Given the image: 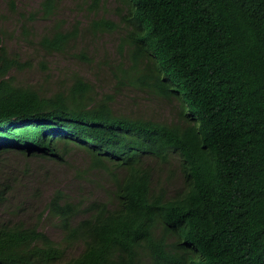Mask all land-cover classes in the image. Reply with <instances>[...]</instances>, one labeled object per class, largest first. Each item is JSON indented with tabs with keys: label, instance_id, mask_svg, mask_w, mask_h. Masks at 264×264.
Returning <instances> with one entry per match:
<instances>
[{
	"label": "trees",
	"instance_id": "obj_1",
	"mask_svg": "<svg viewBox=\"0 0 264 264\" xmlns=\"http://www.w3.org/2000/svg\"><path fill=\"white\" fill-rule=\"evenodd\" d=\"M107 2L87 0L88 12ZM118 3L119 22L102 16L88 26L94 36L125 33L119 64L104 61L117 81L113 95L95 94L75 73L53 94L17 82L11 72L29 63L8 51L10 36L0 31V159L11 150L52 159L104 194L57 190L33 226L26 217L0 221V264H264V0ZM56 6L45 0L29 18L52 23L50 33L35 41L23 23L21 37L66 56L89 33L82 22H49ZM77 58L91 63L86 48ZM125 85L176 102L178 120L115 112ZM74 153L82 166L69 165ZM178 173L182 185L170 190ZM44 221L61 230L63 247L40 229Z\"/></svg>",
	"mask_w": 264,
	"mask_h": 264
},
{
	"label": "rangeland",
	"instance_id": "obj_2",
	"mask_svg": "<svg viewBox=\"0 0 264 264\" xmlns=\"http://www.w3.org/2000/svg\"><path fill=\"white\" fill-rule=\"evenodd\" d=\"M11 1H14V9H11ZM45 0H0V31L9 34L10 38H5V44L11 54L17 55L23 62H28L29 67L25 71H12L11 76L24 85H30L42 90L44 93L53 94L56 84L62 79L69 78L73 73L84 77V82L90 85L95 94L108 95L114 94L116 79L109 72L105 65V58L115 59L117 65L120 61L117 47L125 33L94 36L88 30L89 23L98 20L102 16L113 18L119 22V17L114 13L119 7L118 0H108L106 7L96 13L88 12L87 0H56V12L49 22H62L64 27L71 28L78 23L81 24V32L87 31L89 34L82 33L79 42L70 44L72 50L66 56L60 53L48 54L41 50L37 45H31L21 37V25L29 23L33 28L32 39L37 41L43 35L50 33L52 23L37 19L29 22L31 13L41 9V4ZM89 2V1H88ZM24 15V16H21ZM15 38L11 39V36ZM31 39V40H32ZM86 48L91 63L80 60L77 55L82 49ZM43 65V68H42ZM47 67V68H46ZM113 109L119 114H131L141 117L152 118L156 122H173L179 118V106L176 102L168 104V101L160 96H152L147 92H141L137 88L125 85L117 87V95L112 103ZM0 183L9 179L8 184L13 188L9 192L8 199L0 207V221L16 222L24 217L30 225H34L38 220V215L46 206L52 194L59 190L72 197H76L81 192L86 193L87 197H103L102 186L93 184L81 185L77 182L68 166H61L52 159L47 158H26L15 153L14 150L4 154L0 159ZM69 165L82 166L83 159L78 153L72 155V159L67 160ZM177 168V164L172 166ZM178 170V169H177ZM50 177L44 184L42 177L45 173ZM26 174V175H25ZM18 176L15 181L14 178ZM166 177V171L163 172ZM99 181V180H98ZM42 183V184H39ZM182 179L179 173L176 175L174 187L179 188ZM95 191V192H94ZM38 194L39 198L33 197ZM24 202V203H23ZM29 202L30 210L17 212L16 208L22 205L25 210ZM40 229L47 233L49 237L59 246L63 247V233L60 229L51 226L47 221L40 224ZM82 250L81 245H75L67 250V258L77 256Z\"/></svg>",
	"mask_w": 264,
	"mask_h": 264
}]
</instances>
